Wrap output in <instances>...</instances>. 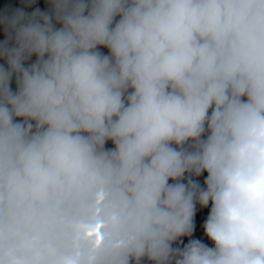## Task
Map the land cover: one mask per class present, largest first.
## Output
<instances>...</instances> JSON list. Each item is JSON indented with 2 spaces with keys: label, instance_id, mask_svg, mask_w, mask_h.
Segmentation results:
<instances>
[{
  "label": "clouds",
  "instance_id": "9594fccd",
  "mask_svg": "<svg viewBox=\"0 0 264 264\" xmlns=\"http://www.w3.org/2000/svg\"><path fill=\"white\" fill-rule=\"evenodd\" d=\"M46 3L0 12V264H264V0Z\"/></svg>",
  "mask_w": 264,
  "mask_h": 264
},
{
  "label": "crops",
  "instance_id": "0c3cea01",
  "mask_svg": "<svg viewBox=\"0 0 264 264\" xmlns=\"http://www.w3.org/2000/svg\"><path fill=\"white\" fill-rule=\"evenodd\" d=\"M27 3H28V0H0V12L6 10L10 13L11 11H13L16 8H24V10L26 12L30 13L31 11H33L37 7L35 5V3L32 4L30 7H28ZM3 39H4V37L1 35V29H0V40H3ZM101 51H103L105 53L107 52L106 49H101ZM13 90H15V85L13 87ZM112 146L113 145L110 142L107 145V147H109V148H111ZM201 185L203 186V184H201ZM210 207H211V205L209 204V206L207 208H205L204 213L202 214L200 219L196 222L193 236L192 237H185L182 247L184 246V244H186L188 242L189 239H193V238L200 239L204 243L208 244L209 246H212V242L210 240H208V238L204 234V229H203V223L207 218Z\"/></svg>",
  "mask_w": 264,
  "mask_h": 264
},
{
  "label": "trees",
  "instance_id": "16d2710c",
  "mask_svg": "<svg viewBox=\"0 0 264 264\" xmlns=\"http://www.w3.org/2000/svg\"><path fill=\"white\" fill-rule=\"evenodd\" d=\"M35 5L37 6V7H40L42 10H48V5H47V3H46V0H35ZM1 35L3 36V32H2V29H1ZM4 37V36H3ZM34 61V60H33ZM30 62H32V61H29V63ZM0 63H3V61H0ZM14 85H15V83L13 82V85H12V87H14ZM206 173H204L201 177H198V178H195V179H198L199 180V182L201 183V184H203V180H204V178L206 177ZM204 211H205V208H202V207H200L199 205H197V212H196V216H195V220H194V222H195V225H196V222L200 219V217L202 216V214L204 213ZM185 238V237H184ZM184 238H181V241H178L177 243H176V245H174V247L175 246H179V247H182V245H183V242H184ZM143 264H150V262H148L147 260H145L144 262H143Z\"/></svg>",
  "mask_w": 264,
  "mask_h": 264
},
{
  "label": "rangeland",
  "instance_id": "374dc122",
  "mask_svg": "<svg viewBox=\"0 0 264 264\" xmlns=\"http://www.w3.org/2000/svg\"><path fill=\"white\" fill-rule=\"evenodd\" d=\"M32 60H35V57H33Z\"/></svg>",
  "mask_w": 264,
  "mask_h": 264
},
{
  "label": "built area",
  "instance_id": "2783aa9c",
  "mask_svg": "<svg viewBox=\"0 0 264 264\" xmlns=\"http://www.w3.org/2000/svg\"><path fill=\"white\" fill-rule=\"evenodd\" d=\"M211 205V204H210Z\"/></svg>",
  "mask_w": 264,
  "mask_h": 264
}]
</instances>
